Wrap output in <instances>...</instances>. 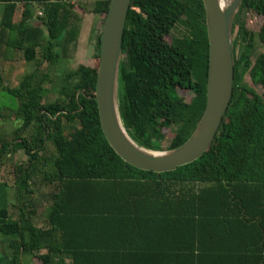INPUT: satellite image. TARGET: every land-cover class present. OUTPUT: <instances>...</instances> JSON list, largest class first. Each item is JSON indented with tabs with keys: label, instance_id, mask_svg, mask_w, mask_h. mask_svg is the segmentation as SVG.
Returning <instances> with one entry per match:
<instances>
[{
	"label": "trees",
	"instance_id": "16d2710c",
	"mask_svg": "<svg viewBox=\"0 0 264 264\" xmlns=\"http://www.w3.org/2000/svg\"><path fill=\"white\" fill-rule=\"evenodd\" d=\"M74 1L91 2L92 13L103 19L108 0ZM249 11L262 18L254 32L244 22ZM78 22L69 1L0 0V61L17 51L34 65L14 87L3 84L0 72V87L18 100L14 116L21 120L15 136L1 141L0 154L9 146L27 156L14 180L15 216L0 223L12 264H25L24 256H34L38 264H64L65 258L70 264H123L127 253L95 249L85 237H73L79 231H250L238 254L252 264L263 261L264 50L252 61L249 52L254 37L264 48V0H241L234 14L231 97L209 147L195 160L159 173L122 161L100 130L93 99L99 27L92 36L94 65L61 72L56 97L43 101L44 84L52 79L39 65L66 57ZM171 29L176 34L163 42ZM121 51L126 55L118 66L117 107L126 133L147 149L178 146L204 106L201 0H130ZM245 72L250 85L242 79ZM178 89L191 93L189 98L177 95ZM29 127L28 137L19 136ZM166 130L171 137L161 147ZM47 142L54 152L42 157ZM37 173L51 185L44 227L32 220Z\"/></svg>",
	"mask_w": 264,
	"mask_h": 264
},
{
	"label": "water",
	"instance_id": "95a60500",
	"mask_svg": "<svg viewBox=\"0 0 264 264\" xmlns=\"http://www.w3.org/2000/svg\"><path fill=\"white\" fill-rule=\"evenodd\" d=\"M201 0L207 42L204 106L188 137L167 150H152L135 143L126 133L117 107L121 39L130 0H108L99 29L98 62L93 99L100 130L113 152L141 170L165 172L189 163L209 147L232 91V22L241 0Z\"/></svg>",
	"mask_w": 264,
	"mask_h": 264
},
{
	"label": "crops",
	"instance_id": "0c3cea01",
	"mask_svg": "<svg viewBox=\"0 0 264 264\" xmlns=\"http://www.w3.org/2000/svg\"><path fill=\"white\" fill-rule=\"evenodd\" d=\"M15 151L8 146L0 156L15 155L16 160L19 151ZM5 165L0 163V223L13 219L14 205H19L15 200L14 180L21 174L17 172V165L11 168ZM37 207L38 202L35 209ZM32 220L36 226H45L43 215L39 218L37 212ZM254 234L260 238L258 233ZM248 236H252L250 231H79L73 234L79 241L85 237V241L94 242L95 249L127 253L123 264H252L251 261H243L242 252L238 254L239 249L247 247ZM261 241L264 253V231ZM21 259L25 264H38L34 256ZM0 264H12L6 251V238L1 234ZM64 264H70L68 259H64ZM257 264H264V260Z\"/></svg>",
	"mask_w": 264,
	"mask_h": 264
},
{
	"label": "rangeland",
	"instance_id": "374dc122",
	"mask_svg": "<svg viewBox=\"0 0 264 264\" xmlns=\"http://www.w3.org/2000/svg\"><path fill=\"white\" fill-rule=\"evenodd\" d=\"M69 1L73 5V10L79 16L78 22V35L75 40L74 46H71L67 52L66 57L59 58L52 65L46 66L45 62H42L39 65V69L41 71H48L51 75L52 82L46 83L44 86L46 87V91L43 97V101H52L56 97V89H57V78L61 74V72L69 70L71 68L76 67L78 64L85 65H94V56H96V52L93 49V35L97 32L96 27L100 29V22H102V17L98 15H94L91 11V2L87 1L81 4H76L74 0H65ZM20 11V7L17 8V14L15 16L18 19V13ZM244 22L247 29L251 31H257L259 28L262 18L259 15H256L253 12H247L244 14ZM233 35V34H232ZM252 47L249 52L250 61L253 60L255 55L264 50L263 46L255 40V37L252 41ZM12 59L9 61H0V72L1 78L4 85L8 87H14L18 84L21 76L24 73H27L33 69V61H25L19 52L13 51ZM245 83L250 85V80L248 74L245 72L242 77ZM257 91L259 88H256ZM177 95L183 97V99L187 100L191 93L184 92L182 90H177ZM18 105V100L7 93L5 89L0 87V145L1 141L9 142L10 139L15 136V130L20 126L21 120L14 116L15 110ZM32 133V128L29 127L22 132H19V136L28 137ZM171 137V133L166 130L165 137L162 142H160V146L164 147L167 144L168 139ZM12 150V149H11ZM14 150L19 151L15 155L10 157L0 156V163L6 164L8 168L11 166H16L21 164L22 166L27 164V156L23 153V150L15 148ZM15 151V152H16ZM53 146L50 142H47L44 150L40 152V155L43 157L44 155L53 154ZM20 160H19V159ZM20 163H18L19 161ZM49 167L46 165L44 167L47 170ZM32 180V179H31ZM34 185L31 186L34 189V198L36 197V201L39 203V207H37L36 212L39 215V218L42 217L45 208L48 205V193L51 189L45 180L41 179V175L37 173L35 177H33ZM31 184V181H30ZM36 202V203H37ZM44 217V216H43Z\"/></svg>",
	"mask_w": 264,
	"mask_h": 264
},
{
	"label": "flooded vegetation",
	"instance_id": "af4514ba",
	"mask_svg": "<svg viewBox=\"0 0 264 264\" xmlns=\"http://www.w3.org/2000/svg\"><path fill=\"white\" fill-rule=\"evenodd\" d=\"M148 12H149V14H151V11H149L148 10ZM172 34H176L174 31H173V29H171V35L170 36H168V35H163L162 36V41L164 42V41H167V42H171V40H172ZM146 46V45H145ZM147 49H148V51H150L152 48H151V44H150V42H147ZM126 55V53H122V51H121V56L120 57H122V56H125ZM122 59H123V57H122Z\"/></svg>",
	"mask_w": 264,
	"mask_h": 264
},
{
	"label": "bare ground",
	"instance_id": "6f19581e",
	"mask_svg": "<svg viewBox=\"0 0 264 264\" xmlns=\"http://www.w3.org/2000/svg\"><path fill=\"white\" fill-rule=\"evenodd\" d=\"M221 3H223L224 1L223 0H220Z\"/></svg>",
	"mask_w": 264,
	"mask_h": 264
}]
</instances>
